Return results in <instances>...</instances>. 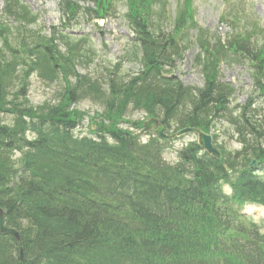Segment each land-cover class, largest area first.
Segmentation results:
<instances>
[{
	"label": "trees",
	"instance_id": "trees-1",
	"mask_svg": "<svg viewBox=\"0 0 264 264\" xmlns=\"http://www.w3.org/2000/svg\"><path fill=\"white\" fill-rule=\"evenodd\" d=\"M81 1L86 0H65L68 13L73 14ZM89 1L94 10L86 8L85 12L103 18L104 0ZM126 2L128 22L143 52L142 70L125 83L116 82L110 72L108 93L99 83L88 81L96 93L93 98L105 108L104 115L121 119L131 102L134 108L159 116L166 125L177 117L179 127L208 132L215 121L225 120L237 126L244 148L241 157L238 152V158L215 160L194 144L180 152L179 165L170 166L157 157L156 140L142 145L130 132L115 129V123L107 131L113 145L104 139H73L69 131L81 113L67 108L76 101L85 78L73 70L69 58L67 63L57 58L51 61L44 53L35 63L46 79L61 70H69L68 75L77 79L78 84L66 89L59 104L36 110L9 104L6 89L12 80V64L6 56L11 47L0 24V116L14 115L12 126L0 123V209L7 226L17 229L21 239L20 247L14 238L0 233V264H217V258H224V264H264V236L257 251L238 258L228 254L224 234L230 225L220 213L225 209L230 217L232 209L245 203L264 206V182L246 168L251 159L264 160V118L260 122L257 111L250 108L255 96L246 105L231 108L233 88L218 81L215 57L207 47L201 50L203 88L161 77L172 41L148 31V6L143 0H138L142 4ZM12 4L17 10H12ZM185 6L179 19L189 12ZM5 11L17 20L29 14L15 0H10ZM261 57L252 58L253 78L257 99L264 105ZM27 131L35 135L33 140L24 139ZM13 151L22 153L20 171ZM225 184L232 189L231 197L223 196ZM235 229L244 231L238 225ZM215 233L224 239L220 246L228 260L219 250L212 253L213 261L208 260L210 247L219 248Z\"/></svg>",
	"mask_w": 264,
	"mask_h": 264
},
{
	"label": "rangeland",
	"instance_id": "rangeland-1",
	"mask_svg": "<svg viewBox=\"0 0 264 264\" xmlns=\"http://www.w3.org/2000/svg\"><path fill=\"white\" fill-rule=\"evenodd\" d=\"M27 4L30 10L37 14L38 20L37 24L32 26L34 40L43 41L44 37H48L47 29L53 26H59L61 14L58 10L59 0H22ZM170 5L176 9L180 8L183 4V0H168ZM3 2L0 0V22L2 25L7 26V30L11 32L10 38L13 44H16L17 41V22L11 23V20L2 14ZM177 10V9H176ZM115 17L107 18L105 21L100 22L101 27H95L92 23L87 24L85 22L81 23L80 27H75L74 31L77 35L83 33H90L89 46H91L96 53V57L91 58L90 67L88 72L92 76L100 73V68L103 70L108 67H115L116 63L119 62L120 54L122 49H125V52L129 55V62L124 66H121V73L125 77H129L135 74L140 66L138 58L133 55L135 52L134 45L130 43L131 32L128 27L125 25L124 13L126 12V7L123 3L119 2L114 6ZM221 11H226V6L222 5V0H201L200 5L198 6L196 19L197 22L201 25V29L204 30L208 35L216 39L220 34H224L228 30L227 24L219 23V13ZM231 13H238L242 19L246 20L249 23L256 24L259 22L260 27H264V0H234L233 6L230 7ZM220 24V25H219ZM10 27H9V26ZM73 26V25H72ZM219 28V30H217ZM17 30V33L15 32ZM14 30V31H13ZM1 44V42H0ZM18 46V44L16 45ZM196 53L195 47H190L185 54V62L180 63V66H177V70L174 74L177 75L179 80L185 86H201L202 80L199 73H196L195 69H192L190 64L192 57ZM98 63L99 69L96 70L93 65ZM18 61V59H17ZM20 65V64H19ZM22 69V66L15 68L17 71ZM119 73V72H117ZM224 80L234 83L235 86L240 87L241 94H237V99L235 102L237 104H244L246 98L253 93V86L251 84V79L249 78V72L245 69V72L241 70V66L234 64L230 68L224 70ZM64 82L60 79L54 82H47L41 79L38 76L37 72L31 74L28 80V91L27 99L28 103L33 106H39L45 101L53 102L55 101L58 94L63 91ZM17 90V89H16ZM100 106L94 102L91 98H85L78 103L77 107L80 110L100 111ZM102 109V108H101ZM92 114V112H91ZM126 116L130 120L143 119L144 114L139 111L128 110ZM4 123L11 124V117L4 116ZM224 125L218 126L216 142L230 152L238 151L241 149L239 139L237 134L234 133L233 127L228 124L223 123ZM85 133V131H84ZM146 140L147 138L144 137ZM191 141H196V137L188 135L182 137L181 139L171 142L168 144L167 149L164 152V159L171 163L175 164L178 162L177 153L185 145ZM247 214L252 217L253 223L257 224L262 231H264V209L263 208H249L247 209Z\"/></svg>",
	"mask_w": 264,
	"mask_h": 264
},
{
	"label": "water",
	"instance_id": "water-1",
	"mask_svg": "<svg viewBox=\"0 0 264 264\" xmlns=\"http://www.w3.org/2000/svg\"><path fill=\"white\" fill-rule=\"evenodd\" d=\"M156 121L155 120H152L150 122H147L146 123V130L150 129L151 126L153 124H155ZM162 127L159 126V129L157 130V134L158 136L162 137ZM187 132H196L199 134V144L205 149L207 150L209 153L215 155V156H218V153L213 150L212 146H211V143H210V137L209 136H206L204 135L203 133H201L199 130L197 129H186V130H183L182 132L178 133V135L182 134V133H187ZM0 232L1 233H5V234H9L11 236H13L15 239H18V234L16 231L14 230H11V229H8L4 226V220H3V214L2 212L0 211Z\"/></svg>",
	"mask_w": 264,
	"mask_h": 264
}]
</instances>
